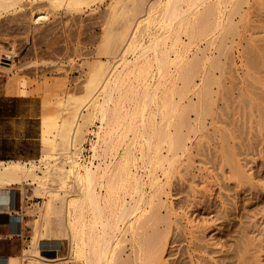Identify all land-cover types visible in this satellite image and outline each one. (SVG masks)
Masks as SVG:
<instances>
[{
    "label": "bare ground",
    "instance_id": "6f19581e",
    "mask_svg": "<svg viewBox=\"0 0 264 264\" xmlns=\"http://www.w3.org/2000/svg\"><path fill=\"white\" fill-rule=\"evenodd\" d=\"M24 1L44 3L51 11L62 8L74 12L94 0H0V16L15 14ZM247 2L109 0L95 56L82 65L79 90L66 92L60 98L59 112L52 125L40 121L38 157L0 161V193L11 187L30 186L43 199L37 207V219L32 222L28 248L19 257L10 258L8 264L164 263L166 235L161 227L170 222L164 221L168 213L165 216L161 212V196L175 171L179 174L187 171L184 167L179 172L181 165L175 170V164L191 154V138L204 128L205 119L212 117L215 123L216 119L219 121L214 111L213 87L221 76H216L219 79L215 84L214 71L222 68L221 57L233 43L227 44L238 32L241 23L237 22L244 19L241 12ZM260 3L256 4L259 9ZM45 17L38 13L36 21ZM228 56L225 58L229 59ZM249 62L247 65H251V59ZM226 63L225 60L224 67ZM230 70H226L227 74ZM16 75L10 81L12 88L18 82ZM250 78L257 82L254 76ZM249 84L235 96L233 90L225 87L228 91L222 90L221 94L225 93L227 98L221 97L226 102L217 107L219 110L222 107L221 112L224 108L226 115L218 123L229 127L224 125L228 131L220 130L221 134L217 130L222 142L217 149L219 155L214 158L219 157L215 158L218 163L227 167L225 173L236 188L250 176L230 145L242 131L237 124L240 131L235 132L238 128L234 125L240 119L246 120L250 127L254 126L251 128L256 129L257 136L264 132V89ZM41 105L44 106L42 102ZM190 113L195 127L188 121ZM127 132L132 135L129 142ZM87 142L88 156L84 154ZM198 145L205 149L207 142L201 140ZM163 149L165 156L161 153ZM164 165L167 169L164 167V172L161 169L163 178L155 177L154 171ZM51 234L58 238L53 241L58 247L67 239L68 257L57 255L47 259L39 255V245L51 242ZM254 264H260L257 258Z\"/></svg>",
    "mask_w": 264,
    "mask_h": 264
},
{
    "label": "rangeland",
    "instance_id": "374dc122",
    "mask_svg": "<svg viewBox=\"0 0 264 264\" xmlns=\"http://www.w3.org/2000/svg\"><path fill=\"white\" fill-rule=\"evenodd\" d=\"M25 2L22 3L23 7L21 6V9L17 10L15 14L9 13L0 16V82L3 83V89L7 91L5 93L8 95L35 96L38 98L44 105L40 106V116L42 114V117H44H41L40 121L49 122H44L47 126V124L52 125L54 123L51 121H54V116L56 117L59 112L57 111V109L59 110L57 102L60 98L64 97L67 94L66 92L71 93L79 90L81 86L83 81L82 65L86 60H91L95 56L96 46H98L97 40L101 33L102 19L109 0L90 1V3H87L88 5H84L74 12L62 8L51 11V8H46L44 3L35 2L30 4L27 1L28 4ZM252 2L253 0H248V5L246 4L241 12V17H244V19H241V22L237 18L235 20L238 21V25H240L239 23L241 25L238 26L236 36H233V39L230 38L227 42V44L233 42L230 47L229 45L227 47L226 54H229V59L225 58L226 54L224 58L221 57L222 68L220 69L223 70L227 67L228 70L231 69L230 74H227V69H225L226 73L223 70L224 74L218 72H222L221 70L214 71L215 84L219 79L216 80V76H221V80H218L216 86L213 87L215 90L214 111L215 116L219 117V121L226 118L224 108L223 113L221 112L222 107L219 110V106H224L226 102L221 97L228 91L227 88L224 90L225 87H228L230 91L233 90L234 96L250 82L257 88L264 89V3L257 0ZM258 2L260 3V9L256 6ZM250 3L255 6L253 9ZM38 13L46 16L41 22L36 21ZM242 27L247 28H244V30ZM224 59L227 62L226 67H224ZM250 59L251 65L254 67L247 65L250 63ZM254 59L257 63L254 62ZM13 72L17 74L16 88H12L14 85L10 84ZM250 75L257 78V82L254 78V80H251ZM259 83L261 84L258 85ZM231 84L233 85L232 88ZM13 89H17L16 93L12 91ZM222 90H224L223 92L227 91L221 94ZM8 91L10 92L8 93ZM218 94H220V97ZM251 99L258 101L255 97H251ZM244 112V119H246L247 111L244 110ZM240 113L238 117L241 118ZM188 116L190 125L197 126L195 119L193 120V114L190 113ZM211 118L207 117L205 119L206 123H203L205 129L202 127L204 130L201 129L196 135L192 136L191 158L190 155L186 156L187 161L185 158H181L179 164H175V170L181 165L182 169L177 170L179 172L183 171L185 167L187 171L184 170L180 174L175 171L167 181L168 185L161 196L164 208V211L162 208L161 212L165 216L168 213L164 221L170 222L167 224L165 222L166 225L164 224L161 227L163 235H166V238H164L166 242H163L166 243L163 264H254L256 258L260 264H264V132H260L257 136L256 129L251 128L253 125L250 127L246 120L235 118V121L239 120L240 122H235L234 126L237 127L238 124L240 129L242 126V131L236 135L235 139L233 138L230 141V145L232 144L233 150H236L235 155L237 156L235 158L244 166L243 170L247 176H250H248L249 180L248 178L245 179L246 181L242 179L243 181H240L242 184L236 188L233 185V180H230L229 174L225 173L227 167L222 166L220 162L218 163L219 160L215 158L219 157L214 158L220 152L217 150L222 142L218 139L221 136L219 133L221 134L224 130L227 132L226 127L229 126L221 125L217 119V123H215V120L212 121ZM239 128L238 130L233 129L236 130L235 132H239ZM217 130H219V133ZM127 133L129 137L125 139L129 142L132 135L130 136V133ZM234 135L232 137H235ZM200 138L207 142V145L204 146L205 149L200 148L198 145L201 142ZM88 144V142L84 144V148L87 149L84 154L87 156L89 155ZM201 149L204 150L201 151ZM163 150H161L162 155H167L165 154L166 150H164L165 152ZM213 158L218 164L216 162L214 164ZM186 163L187 165H185ZM164 167L166 165L154 171L155 177L163 178L161 173L164 172ZM178 175L182 176L179 177ZM11 188H15L14 190L19 192L23 200L20 215L24 218L23 236L26 240L27 249L32 235V222L33 219H37V207L41 205L43 199L35 195L30 186H25V190L19 187ZM22 194L28 197H23ZM174 218L179 222H176ZM167 225L170 227H166ZM195 230L197 231L196 234ZM198 231L199 235H197ZM196 235L201 242L196 238ZM49 239L52 241L49 243L43 242L39 245L38 253L40 256L47 259H54L57 255L59 258L68 257L67 239L60 242L59 249L56 248L57 252H55L54 247L56 245L58 247V243L53 241L58 238L55 234H51ZM197 245H201V247L199 248ZM21 260L25 261L26 259Z\"/></svg>",
    "mask_w": 264,
    "mask_h": 264
},
{
    "label": "crops",
    "instance_id": "0c3cea01",
    "mask_svg": "<svg viewBox=\"0 0 264 264\" xmlns=\"http://www.w3.org/2000/svg\"><path fill=\"white\" fill-rule=\"evenodd\" d=\"M39 113L38 98L8 95L0 82V161H26L38 157ZM14 189L0 193V264H8L10 258L19 257L26 249L24 218L20 215L23 200Z\"/></svg>",
    "mask_w": 264,
    "mask_h": 264
}]
</instances>
